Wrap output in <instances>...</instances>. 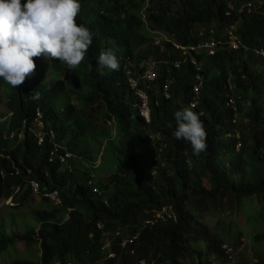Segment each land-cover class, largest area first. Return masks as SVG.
Masks as SVG:
<instances>
[{
  "label": "trees",
  "instance_id": "obj_1",
  "mask_svg": "<svg viewBox=\"0 0 264 264\" xmlns=\"http://www.w3.org/2000/svg\"><path fill=\"white\" fill-rule=\"evenodd\" d=\"M81 1L76 21L94 30L95 43L76 70L88 83V95H100L104 93V80L118 81L121 75L98 70L95 53L99 49L109 43L119 44L126 56L140 61L139 65L152 53L141 50L146 39L135 27L115 28L106 33L109 38L105 41L96 28V22L103 20L92 17H98L111 0ZM175 1L154 0L153 4L159 10V29L174 35L181 45L197 47L208 40L213 25L220 38L226 27L237 22L243 46L264 47V0H179L182 8L167 16ZM247 3L255 5V12L238 15L237 11ZM229 4L235 10L227 18L224 14ZM108 10L102 16H109ZM117 15L115 9L113 16ZM197 25L206 27L203 38L194 31ZM246 52L220 50L214 57L190 52L205 65L201 73L206 84L199 113L206 112L200 120L207 133V147L198 156L188 142L173 136L175 111L194 100L197 69L189 61L190 54L183 56L171 42H166L156 55L165 62L160 66L156 82L159 86L151 91L152 125H147L141 116L128 121V113L119 103L110 102L107 111L103 103L84 108L93 123L103 114H113L118 121L117 138H112L108 130L99 131V135L91 127L72 128L73 110L65 113L53 94L33 100L34 95L29 93L30 106L37 109L42 105L44 121L52 120L60 133L51 144L46 140L40 148L29 127L23 138L17 132L14 138L5 139V127L0 125V198L15 199L16 208L46 205L35 211V221L25 226L24 234L8 235L0 229V254L15 249L18 242H26L36 247L40 259L23 258L11 264H211L213 257L225 260L224 245L236 252L240 243L217 241L207 228H198L207 216L243 211L251 222L258 220L263 230L264 71L260 73L256 68L253 52ZM176 60L182 65L172 72L175 81L170 88L171 99H167L164 83L170 76L168 69H175ZM49 73L42 76L43 80ZM228 83L235 84L233 91L228 90ZM76 86L81 84L77 82ZM121 87L123 92H131L127 83ZM227 94L236 98L237 110L228 106ZM15 97L20 101L22 95L16 93ZM236 119L238 124L234 123ZM148 130L156 135L152 144ZM237 131L241 132L240 141L234 136ZM105 142L100 167L104 173H111L108 179L97 177L93 164ZM51 150L55 151L53 161ZM67 151L73 155L63 160ZM105 155L110 158L108 163L104 162ZM30 177L41 184L40 201L29 185ZM95 187L98 192H94ZM54 190L59 192L60 203L44 195ZM107 235H111L110 247L105 243ZM127 240L134 242L124 248ZM253 242L262 243L264 249V232L255 235ZM113 254L115 258H111ZM242 259L236 264H264V252L253 257L256 262L251 257L248 263L245 257Z\"/></svg>",
  "mask_w": 264,
  "mask_h": 264
},
{
  "label": "clouds",
  "instance_id": "obj_2",
  "mask_svg": "<svg viewBox=\"0 0 264 264\" xmlns=\"http://www.w3.org/2000/svg\"><path fill=\"white\" fill-rule=\"evenodd\" d=\"M153 1L111 0L109 6L99 11L98 17H92L95 20H103L101 23L96 22V28L101 30L105 41L109 38L106 33L114 31L115 28L125 30L135 27L139 29L146 39L141 50L149 51L152 54L142 59L139 65L137 63L140 61L134 62L129 56H126L124 48L119 44L109 43L107 44L108 47L104 46L99 49L95 53L98 70L116 72L121 75V79L118 81L104 80V93L88 95V83L78 76L76 69L84 63L92 42L95 43V32L76 21L82 1L23 0L22 2V0H0V125L5 127L3 137L12 139L19 132L20 137L23 138L25 129L29 127L36 136L40 148L44 146L46 140L51 144L53 139L59 137L58 125L49 119L44 121L45 112L42 105L37 109L35 106H30L29 93L34 95L31 97L33 100H39L40 96L44 98L53 94L58 100V106L65 113L72 110L75 112L71 126L74 129L91 127L97 134L99 131L108 130L112 138L119 137L118 121L113 114L110 113L109 116L103 114L99 116L98 122L93 123L94 120L84 113L85 107L90 109L92 104L97 106L99 103L105 104L104 110L107 111V105L110 102L119 103L124 107L125 112L128 113V121L141 116L147 125H152L151 91H156L159 86L156 82L159 79L160 66L165 62L159 61L156 55L164 49L166 42H171L178 50L182 51L183 56L190 54L191 59L186 58V62L190 61L197 69L196 83L194 82L193 86L194 100L184 103L185 108L175 111L176 128L173 136L177 140L182 139L188 142L194 155L198 156L204 152L207 147V133L200 118L206 115V112L199 113V109H201V97L206 84V79L201 73L205 69V65L203 60L193 57L190 52L204 53L206 56L214 57L220 50L239 51L245 49L247 51L245 54L253 52L254 61H257L256 68L258 69V65L261 64L264 71V47L251 49L243 46L237 35L239 28L237 22L226 27L220 38L216 37V30L214 29L216 25H213L208 40L197 47L183 46L174 39V35L159 29V10L154 6ZM108 8L109 16H102ZM181 8L182 2L175 1L167 12V16L173 15ZM115 9L119 12L117 16H113ZM234 10L233 5L229 4L224 14L225 17H231V12ZM245 11L249 14L254 13L255 5L247 3L237 11V14H243ZM199 34L203 38L206 35V30ZM212 43H215V46ZM55 61L62 67H56ZM173 63L175 69H168L170 76L166 78L163 88V93L167 99H171L170 88L175 81L172 72L181 69L182 65L177 60ZM47 73H49L48 77L43 80L42 76ZM69 74L70 77L68 78ZM211 77H214L213 74ZM77 82L81 86L77 87ZM122 83H127L131 92H123ZM228 85V90L233 91L235 84L228 83ZM16 93L22 95L20 101L15 97ZM128 97H132L130 102L127 101ZM226 97L228 98V106H234V109L237 110L236 98L229 94ZM237 121V119L234 120V123L238 124ZM148 133L152 144L156 135L150 130ZM234 136L239 141L241 140L240 131L235 132ZM89 143L94 144L93 141ZM241 147L242 144L239 142L237 150L240 151ZM102 148L105 152L106 142ZM101 149L98 151L99 155ZM50 155L51 161H53L55 151L51 150ZM72 155L71 152L67 151L62 158L66 160ZM36 183L38 184L37 190L35 188ZM29 185L34 195L38 197L41 192L40 182L30 177ZM95 189L98 192L99 189L97 187ZM54 191L46 192L44 195L53 198L56 203H60L59 197L57 200L50 195ZM0 199L5 200V198ZM12 199L10 198V200ZM7 200L9 199L5 201ZM159 217L162 218L163 215ZM128 241L126 247L129 246L131 240L124 243V248H126L125 244ZM225 247L227 245H224L223 248L225 249ZM115 255H111V258H115ZM142 264L145 262L142 261Z\"/></svg>",
  "mask_w": 264,
  "mask_h": 264
},
{
  "label": "rangeland",
  "instance_id": "obj_3",
  "mask_svg": "<svg viewBox=\"0 0 264 264\" xmlns=\"http://www.w3.org/2000/svg\"><path fill=\"white\" fill-rule=\"evenodd\" d=\"M205 30L206 27L203 25H197L194 28V31L198 33ZM258 69L260 72L263 71L261 64L258 65ZM230 78L232 79V75L229 79ZM103 152L104 148L101 149L98 159L93 162L94 167L97 168V171H94V173L97 172V177L108 179L111 173H104L102 170L103 167H100V163L103 162ZM109 160L110 158L105 155L104 162L108 163ZM98 181L99 180L97 179V182ZM5 200L0 199V229H4L8 235L13 236L24 234L26 232L25 226L27 224H33L35 221V211L42 210L46 207L44 204H27L22 208H16L15 199ZM37 200L40 201V197H37ZM202 222L203 223L200 222L198 228H207L209 233L213 235L217 241L228 242L232 245L240 243L236 252H234L231 246L227 245V248L231 249L230 255L228 251H226L227 249H225V260H218L217 257H213L210 259L211 264H236L243 260L242 257H245L247 262L248 257L253 259L255 255H259L262 251L264 252L262 243L259 244L253 242L254 236L260 232H264V229H261L258 220H256L257 223L253 221L251 222L249 214L247 215L243 213V211H235L231 213L224 212L223 214L207 216ZM105 243L107 247L111 246V235L106 236ZM23 258L40 259V254L39 252H36V247L34 245L29 246L26 242H18L15 249L0 254V264H11L13 261ZM254 261L255 260L253 259L252 262Z\"/></svg>",
  "mask_w": 264,
  "mask_h": 264
},
{
  "label": "built area",
  "instance_id": "obj_4",
  "mask_svg": "<svg viewBox=\"0 0 264 264\" xmlns=\"http://www.w3.org/2000/svg\"><path fill=\"white\" fill-rule=\"evenodd\" d=\"M213 46H215V43H212ZM35 188L36 190L38 189V184L36 183L35 184ZM97 191V189H95V192ZM52 197H54L55 199L59 200V193L58 191H54L52 194H50ZM131 243H133L134 241H130ZM129 243V241L125 244V247L127 246V244ZM225 249H227L226 251H228L229 255H230V252H231V249L225 247ZM230 250V251H229Z\"/></svg>",
  "mask_w": 264,
  "mask_h": 264
}]
</instances>
